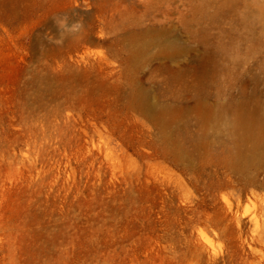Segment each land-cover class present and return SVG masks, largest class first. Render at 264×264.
I'll use <instances>...</instances> for the list:
<instances>
[{
    "label": "rangeland",
    "instance_id": "rangeland-1",
    "mask_svg": "<svg viewBox=\"0 0 264 264\" xmlns=\"http://www.w3.org/2000/svg\"><path fill=\"white\" fill-rule=\"evenodd\" d=\"M0 264H264V0H0Z\"/></svg>",
    "mask_w": 264,
    "mask_h": 264
},
{
    "label": "bare ground",
    "instance_id": "bare-ground-1",
    "mask_svg": "<svg viewBox=\"0 0 264 264\" xmlns=\"http://www.w3.org/2000/svg\"><path fill=\"white\" fill-rule=\"evenodd\" d=\"M39 1V0H38ZM25 2V1H24ZM35 6V5H34ZM130 88V87H129ZM129 90V89H128Z\"/></svg>",
    "mask_w": 264,
    "mask_h": 264
}]
</instances>
